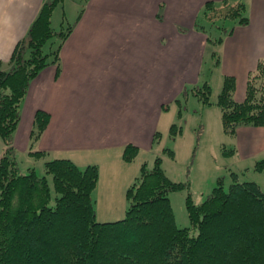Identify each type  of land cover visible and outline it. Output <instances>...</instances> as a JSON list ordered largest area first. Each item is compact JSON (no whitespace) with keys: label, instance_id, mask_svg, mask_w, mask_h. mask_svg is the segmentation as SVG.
Returning a JSON list of instances; mask_svg holds the SVG:
<instances>
[{"label":"trees","instance_id":"1","mask_svg":"<svg viewBox=\"0 0 264 264\" xmlns=\"http://www.w3.org/2000/svg\"><path fill=\"white\" fill-rule=\"evenodd\" d=\"M62 1L45 0L9 62L0 60V264H264V191L255 181L240 182L235 172L228 190L220 178L205 200L187 197L191 225L184 228L177 225L170 198L184 184L168 176L160 157L152 169L143 164L127 189L126 216L117 221L97 219V165L82 170L71 159L48 160L45 170L52 185L35 168L21 172L14 137L22 104L37 75L60 63L62 45L73 31L72 25L59 32L52 27L54 10ZM222 14L226 20L248 21L243 2H207L203 8V19L212 24L214 16ZM55 38L57 46L45 52ZM235 88V77L226 76L217 100L224 132L234 135L241 126H264V58L249 75L243 101L235 99ZM191 91L201 104H211L210 83ZM49 121L48 113H36L30 144L36 157L44 155L34 149ZM159 135L157 131L155 140ZM138 151L128 145L124 159L133 160ZM254 169L264 171V158Z\"/></svg>","mask_w":264,"mask_h":264},{"label":"crops","instance_id":"2","mask_svg":"<svg viewBox=\"0 0 264 264\" xmlns=\"http://www.w3.org/2000/svg\"><path fill=\"white\" fill-rule=\"evenodd\" d=\"M44 1L0 0L1 61L9 62L27 37ZM222 1L79 0L71 19L64 9L62 28L72 25L73 31L62 45L60 63L47 66L29 86L14 137L16 152L36 157L30 144L38 111L50 115L34 149L44 152L37 158L45 161L71 159L81 169L97 165L101 170L102 164H115L112 156L124 161L128 145L150 149L164 106L201 81L214 39L203 8ZM230 2L245 4L248 21L218 27L224 31L218 65L223 79L235 77V99L243 101L249 75L264 58V0ZM236 135L243 157L264 158V126H241ZM134 174L123 182L121 194Z\"/></svg>","mask_w":264,"mask_h":264},{"label":"rangeland","instance_id":"3","mask_svg":"<svg viewBox=\"0 0 264 264\" xmlns=\"http://www.w3.org/2000/svg\"><path fill=\"white\" fill-rule=\"evenodd\" d=\"M78 1L65 0V3L62 1L56 6L52 17V27L57 32L62 30L64 9L68 13V18H73ZM224 11L217 10L216 13H224ZM223 16L224 14L214 16L215 24L205 22L214 39L208 45L198 86H203L205 82L210 83L212 87L211 104L217 102L225 80L218 65L221 60L219 39L224 31L218 30V27L225 28V22H230V19H223ZM67 25L65 24V27ZM53 42V45L50 43L46 45L45 52L48 53L50 48L54 49L57 46L58 38H55ZM188 94V99L181 96L180 102H174L164 111L158 129L160 135L150 149L145 147L139 149L138 154L131 161L124 159L123 152L125 162L116 155L112 156L116 161L113 166L102 164L94 190L98 221H117L126 216L129 202L126 196L127 190L121 194L123 182L129 181L131 172L136 173L130 180V183L134 182L135 176L140 175L143 164L146 163L147 168L152 169L158 157L162 159L161 166L168 176L184 184L182 189L170 193L176 222L180 228L191 225L186 207L187 197L191 195L195 202L205 200L213 188L218 185L220 178L225 189L228 190L234 182L233 173L235 172L239 175L240 182L255 181L264 191V171L254 169L256 160L243 157L236 134L228 135L224 132L219 107L211 104L202 106L192 91ZM3 146V140L0 137L1 151ZM16 159L22 173H27L29 168H35L39 176H47L51 185L53 184L52 176L46 173L44 158L30 157L28 153L16 152ZM119 165L122 166L118 167ZM112 167H116L113 175L110 174ZM52 191L55 197L53 187ZM54 204L53 199L51 205Z\"/></svg>","mask_w":264,"mask_h":264}]
</instances>
